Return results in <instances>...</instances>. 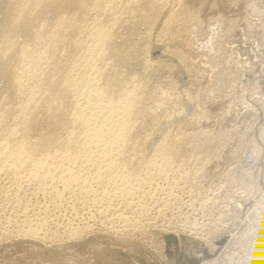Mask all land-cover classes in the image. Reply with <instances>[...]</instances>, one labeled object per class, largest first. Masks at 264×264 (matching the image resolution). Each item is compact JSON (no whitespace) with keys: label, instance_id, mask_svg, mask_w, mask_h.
<instances>
[{"label":"rangeland","instance_id":"rangeland-1","mask_svg":"<svg viewBox=\"0 0 264 264\" xmlns=\"http://www.w3.org/2000/svg\"><path fill=\"white\" fill-rule=\"evenodd\" d=\"M43 1L0 0L13 57L0 70V264H264V0ZM101 23L118 53L104 63L91 53ZM96 65L139 104L128 148L89 141L105 113L85 96ZM70 68L83 80L59 88ZM46 89L61 98L38 108Z\"/></svg>","mask_w":264,"mask_h":264},{"label":"bare ground","instance_id":"bare-ground-1","mask_svg":"<svg viewBox=\"0 0 264 264\" xmlns=\"http://www.w3.org/2000/svg\"><path fill=\"white\" fill-rule=\"evenodd\" d=\"M15 1L16 0H9V2H7V4L8 3H10V4H12V3H15ZM29 1V0H28ZM36 1V0H35ZM38 1V0H37ZM44 1H46V0H44ZM44 1H43V3L41 4V5H43V6H45L46 7V3L47 2H49V3H47V4H51L50 3V0L48 1H46L45 3H44ZM51 1H53V0H51ZM55 1V0H54ZM53 1V2H54ZM64 1H66V0H64ZM72 1V0H71ZM97 1H100V0H97ZM145 1V0H144ZM21 2V1H20ZM24 2V1H23ZM32 2V1H31ZM42 2V1H41ZM58 3L59 1H55V3ZM67 2V1H66ZM96 2V1H95ZM154 2L155 1H153V0H147L143 5H146L147 7H149V8H153L154 6H155V4H154ZM17 3V2H16ZM73 3V2H72ZM20 4V3H19ZM61 4V3H60ZM59 4V5H60ZM85 4V3H84ZM83 4V5H84ZM128 4V3H127ZM14 5H16V4H14ZM26 5V4H25ZM35 5V4H34ZM30 6H31V4H30ZM42 6V7H43ZM61 6V5H60ZM70 6V5H69ZM69 6H67V7H69ZM146 6L144 7V8H146ZM20 7V6H19ZM107 7H108V5H107ZM10 8V7H9ZM15 8V7H14ZM78 8V7H77ZM83 8V10H84V7H82ZM11 9V8H10ZM40 9H42V8H40ZM52 9V8H51ZM56 9V8H55ZM75 9V8H74ZM79 9H80V7H79ZM130 9V8H129ZM147 9V8H146ZM9 10V9H8ZM12 10V9H11ZM50 10V9H49ZM61 10V9H60ZM42 11V10H41ZM55 11V10H54ZM58 11V10H57ZM77 11V10H76ZM139 11V10H138ZM144 11V10H143ZM156 11V10H155ZM12 12V11H11ZM63 12V11H62ZM73 12V11H72ZM83 12V11H82ZM20 13V12H19ZM36 13V12H35ZM45 13V12H44ZM141 13V12H140ZM149 13V12H148ZM16 14V13H15ZM24 14V13H23ZM135 14H137V13H135ZM144 14V13H143ZM174 14V13H173ZM21 15V14H20ZM60 15V14H59ZM78 15V14H77ZM80 15V14H79ZM78 15V16H79ZM105 15V14H104ZM132 15H133V13H132ZM175 15V14H174ZM135 16V15H134ZM17 17V16H16ZM15 17V18H16ZM22 17H24V16H22ZM127 17V16H126ZM133 17V16H132ZM136 17V16H135ZM141 17H142V15H141ZM26 18V17H25ZM19 19V18H18ZM22 19V18H21ZM67 19V18H66ZM130 19V18H129ZM140 19V18H139ZM16 20V19H15ZM23 21L25 20V19H22ZM76 20H77V18H76ZM126 20V19H125ZM135 20V19H134ZM20 21V20H19ZM57 21V20H56ZM78 21V20H77ZM25 22V21H24ZM77 23H79V22H77ZM83 23V22H82ZM129 23V22H128ZM19 24V23H18ZM74 24H75V22H74ZM84 24V23H83ZM102 24V23H101ZM17 25V24H16ZM26 25V24H25ZM103 25H104V23L102 24V25H98V26H96V28L95 29H92L91 31H92V37H94V40H95V42L96 43H93V47H94V51L93 52H91V53H94L95 51H96V58H97V61L98 60H100L101 62H103L102 61V59L104 58V60H105V57L106 56H110V55H114L115 57H117V55H118V53H116L117 51L116 50H113L112 48H111V46H112V43H114V42H112L113 41V39H114V35L112 36V30H110V28H106L105 26L103 27ZM11 26V25H10ZM56 26V25H55ZM77 26V25H76ZM81 26V25H80ZM84 26V25H83ZM82 26V27H83ZM12 27V26H11ZM26 27V26H25ZM29 27H30V25H29ZM75 28V27H74ZM29 29V28H28ZM27 30V29H26ZM67 33V32H66ZM90 34H91V32H90ZM69 35H70V33H69ZM72 35V34H71ZM89 35V34H88ZM91 36V35H90ZM73 38V37H72ZM87 38H88V36H87ZM89 39V38H88ZM91 39H93V38H91ZM80 40V39H79ZM78 40V41H79ZM82 40V39H81ZM86 40V39H85ZM71 41V40H70ZM74 42H75V39L73 40ZM89 42H91V41H89ZM76 43H77V39H76ZM79 43H81V42H79ZM78 44V43H77ZM79 45V44H78ZM85 45H86V43H85ZM81 46V45H80ZM90 46V45H89ZM74 47V46H73ZM77 47V46H76ZM91 48H92V46H90ZM2 49V48H1ZM4 49V48H3ZM89 49V48H88ZM87 49V50H88ZM5 50V49H4ZM9 50V49H8ZM21 50V49H20ZM6 51V50H5ZM0 52V56H1V59L0 60H2L1 62H0V70H2V69H5V68H8L7 66H9L8 64H10V60H12V58H8V55H7V57H6V53L7 52ZM25 51V50H24ZM23 51V52H24ZM89 51V50H88ZM19 52V51H18ZM22 52V54H24ZM30 52V51H29ZM90 52V51H89ZM21 53V52H20ZM20 53H19V55H20ZM28 53V52H27ZM26 53V54H27ZM8 54V53H7ZM25 54V55H26ZM33 54V53H32ZM92 55H94V54H92ZM92 55H91V57H92ZM127 54H125V56H126ZM11 56H12V54H11ZM22 57H23V55H21ZM20 56V57H21ZM26 56H28V54L26 55ZM25 56V58H26V62H27V64H28V66L31 68V70L33 71V73L34 72H38V69L40 70V68L38 67L39 65V63H40V61H39V56H34V55H31V56H29V57H26ZM119 56H120V54H119ZM118 56V57H119ZM128 56V55H127ZM10 57V56H9ZM20 57H17V58H20ZM21 57V58H22ZM121 57H123V59H125V57L124 56H122L121 55ZM28 58V59H27ZM96 58H94V59H96ZM106 58H108V57H106ZM127 58V57H126ZM21 60V59H20ZM107 60V59H106ZM126 60H128V59H126ZM22 61V60H21ZM97 61H96V63H97ZM108 61V60H107ZM110 61V60H109ZM117 61V60H116ZM23 62H25V59H24V61ZM25 62V63H26ZM92 62V61H91ZM95 62V61H94ZM99 62V61H98ZM118 62V61H117ZM116 62V63H117ZM120 62V61H119ZM25 63H23L24 65H25ZM90 63V62H89ZM104 63V62H103ZM130 63V62H129ZM80 64V63H79ZM78 64V65H79ZM87 64V63H86ZM127 64V63H126ZM104 65V64H103ZM112 65V64H111ZM115 65V64H114ZM128 65H130V64H128ZM99 67V65H96V67ZM100 66H102V64L100 65ZM26 67V66H25ZM74 67H76V66H74ZM73 67V68H74ZM94 67H95V65H94ZM94 67H92V68H94ZM106 67V66H105ZM112 67H113V65H112ZM128 67V66H127ZM91 68V69H92ZM107 68V67H106ZM129 68V67H128ZM25 69H27V68H25ZM75 69V68H74ZM74 69H72L71 70V68H70V72L69 73H71V75L69 76V78L70 79H66V80H61L60 81V84L58 83V87L59 88H69L70 89V87H72L74 84H75V87H77L76 85H78V84H76L75 82L77 81L78 83L80 82V80L82 79L81 78V76H79L78 74L76 75L75 74V77H74V73L75 72H73L74 71ZM79 69V68H78ZM98 69V71H97V77H96V80H97V83L95 84V83H88V87H87V89H86V93H85V96H86V101H87V104H88V107L90 108V115L92 116V115H95V113L96 114H98L97 112H103L104 113V111H105V113L103 114V117H102V119L100 120L99 119V121H100V123L98 124V122H97V125H95L96 123H93V121L91 122V123H93L92 124V128H90L89 130H90V133H88V135L90 134V137L89 138H91V139H89V141L92 143L93 141L95 142V143H93V145L95 146V149L97 148L96 146L97 145H100L101 144V142H103V144H104V142H108V143H105V144H107L108 145V147H109V145L110 146H113V148L115 149V147H114V145H116L117 147L119 146V145H125V147L127 146L126 144L128 143L127 141H129V140H127V138H126V136L128 135V134H126V133H129L130 132V127L131 126H133V124L131 125L130 123H131V121L133 120V117H135V116H133V115H135V113L136 112H134V107L136 106L135 104H138V103H135V100L133 99L134 98V96L133 97H131L132 96V92L130 91V90H128L127 91V93H126V95L128 96V94L129 95H131L130 97L128 96H126V95H123V96H121V95H118L117 93H116V91H115V87L118 85L117 83H116V81H119V78H114V77H112V79H118V80H116V81H114V80H112V79H109V77L111 78V76H109L108 74L106 75V72H104L105 71V69H103L102 68V70L100 71V67L99 68H97ZM29 70V69H28ZM31 70H29V72L31 71ZM107 70V69H106ZM49 71V70H48ZM92 71H94V69L92 70ZM96 71V70H95ZM2 72V71H1ZM28 71H27V73H29ZM45 72V71H44ZM77 72V71H76ZM3 73V72H2ZM31 73V72H30ZM33 73H31V74H33ZM39 73V72H38ZM48 73V72H47ZM78 73V72H77ZM81 73V72H80ZM35 74V73H34ZM40 74V73H39ZM10 75V74H9ZM11 75H13V74H11ZM2 76V75H1ZM14 77H13V85L15 86V87H18V88H21L22 89V83H21V81L19 80V78L16 76V75H13ZM49 76V75H48ZM91 76V75H90ZM102 77V78H105V80L103 81L102 80V82H100V81H98V80H100L101 78L100 77ZM107 76H109L108 78H106ZM85 77V76H84ZM98 77L100 78V79H98ZM53 78V77H52ZM90 78V77H89ZM94 78V77H93ZM92 78V79H93ZM88 79V78H87ZM91 79V80H92ZM132 79V78H131ZM12 80V79H11ZM47 80V79H46ZM50 80H53V79H50ZM83 80V79H82ZM85 80V79H84ZM131 81V80H130ZM48 82V81H47ZM55 82V81H54ZM93 82H95V81H93ZM120 82V81H119ZM56 83V82H55ZM127 83V82H126ZM10 84V83H9ZM48 84H50V83H48ZM53 84V83H52ZM81 84V83H80ZM51 85V84H50ZM54 86L55 85H57V84H53ZM85 85V84H84ZM52 86V85H51ZM129 86V85H128ZM41 87V86H40ZM35 88V87H34ZM55 88H57V87H55ZM58 88V89H59ZM118 88V87H117ZM128 88V87H127ZM20 89V90H21ZM33 89V88H32ZM72 89V88H71ZM126 89V88H125ZM130 89V88H129ZM132 89V88H131ZM19 90V89H18ZM59 90H62V89H59ZM16 91V90H15ZM49 90H45V92L43 91L42 93H44L43 95H42V97L40 98L39 97V101L38 100H34V103L38 106V108L39 107H41V106H43V105H48V104H54L55 106H56V102H57V99H56V97L58 98V96H52V94L50 95V93L48 92ZM52 91V90H51ZM63 91V90H62ZM81 91H83V90H81ZM18 92H21V91H18ZM24 92V91H23ZM38 92V91H37ZM66 92H68V91H66ZM125 92V91H124ZM131 92V93H130ZM41 93V92H40ZM41 93V94H42ZM53 93H55L54 91H53ZM121 93H122V91H121ZM64 94V93H63ZM69 94V93H68ZM123 94V93H122ZM125 94V93H124ZM60 95H61V93H60ZM152 95V94H151ZM52 96V97H51ZM62 96H65V95H62ZM70 96H71V94H70ZM121 96V97H120ZM137 96V95H136ZM29 97V96H28ZM27 97V98H28ZM32 97V96H31ZM53 97H55V98H53ZM68 97V96H67ZM59 98H61V96L59 97ZM58 98V99H59ZM73 98V97H72ZM71 99V98H70ZM137 99V98H136ZM141 99V98H140ZM30 100H31V98H30ZM143 100V99H142ZM157 100V99H156ZM155 100V101H156ZM35 101H38L37 103L35 102ZM137 101H139V100H137ZM146 101V100H145ZM151 101V100H150ZM25 102V101H24ZM28 102L29 101H27V102H25L26 104H28ZM58 102H60L61 103V100H59ZM24 103V104H25ZM30 103H32V102H30ZM84 103V102H83ZM141 103V102H140ZM147 103V102H146ZM79 104V103H78ZM32 105L33 104H31V106L28 104V107L30 106V107H32ZM51 105V106H52ZM73 105V104H72ZM75 105V104H74ZM135 105V106H134ZM139 105V104H138ZM144 105V104H143ZM142 105V106H143ZM147 105V104H146ZM145 105V106H146ZM23 106H26V105H23ZM37 106H35L36 108H37ZM85 106H87V105H85ZM158 106V105H157ZM27 107V106H26ZM47 107V106H46ZM150 107V106H149ZM153 106H151V108H152ZM19 108H20V106H19ZM37 108V109H38ZM88 108V109H89ZM138 108V107H137ZM137 108L135 109V110H137ZM26 109V108H25ZM35 109V108H34ZM34 109H29V111L31 110L32 111V113H34L35 112V110ZM47 109V108H46ZM69 109V108H68ZM76 109V108H75ZM95 109H97V110H95ZM140 109V108H139ZM138 109V110H139ZM145 109V108H144ZM27 110V109H26ZM25 110V111H26ZM33 110H34V112H33ZM137 110V111H138ZM149 110V109H148ZM24 111V110H23ZM24 111V112H25ZM29 111H27V112H29ZM31 111H30V114H31ZM78 111V110H77ZM89 111V110H88ZM140 111V110H139ZM153 111V110H152ZM66 112V111H65ZM76 112V111H75ZM146 112V111H145ZM26 113V112H25ZM40 113V112H39ZM88 113L89 112H87V115H88ZM109 113V114H108ZM134 113V114H133ZM23 114V113H22ZM27 114V113H26ZM26 114H24V115H26ZM56 114V113H55ZM77 114L78 113H76L74 116H76L77 117V119L75 118V120H73L72 121V125L73 124H75V125H78L77 127H80V126H84V125H88V123H90V122H88L87 123V121H86V123L87 124H84V125H80L79 126V123L81 122L80 120H81V117H79V116H77ZM137 114H138V112H137ZM136 114V115H137ZM147 114V113H146ZM149 114V113H148ZM23 115V116H24ZM34 115V114H33ZM81 115V114H80ZM86 115V116H87ZM99 115V114H98ZM143 115V114H142ZM150 115V114H149ZM22 116V115H21ZM22 116V117H23ZM28 116H29V113H28ZM31 116H32V114H31ZM89 116V115H88ZM85 117L84 118V120L85 119H89V117ZM138 116V115H137ZM26 117V116H25ZM84 117V116H83ZM97 117V116H96ZM99 117V116H98ZM97 117V118H98ZM100 117V118H101ZM151 117V116H150ZM79 118H80V120H79ZM96 118V119H97ZM137 118V117H136ZM145 118H147V117H145ZM149 118V117H148ZM27 119H29V118H27ZM30 119H31V117H30ZM29 119V120H30ZM83 119V118H82ZM93 119V118H92ZM95 119V118H94ZM138 119V118H137ZM150 119V118H149ZM24 120L26 121V119L24 118ZM29 120H28V122H29ZM69 120H70V118H69ZM91 120V119H90ZM22 121H23V119H22ZM24 121V122H25ZM138 121V120H137ZM31 122V121H30ZM84 121H82L81 123H83ZM95 122V121H94ZM135 122V121H134ZM141 122V121H140ZM20 123V122H19ZM21 123H23V122H21ZM85 123V122H84ZM133 123V122H132ZM136 123V122H135ZM139 123V122H138ZM25 124H27V122L25 123ZM70 124V125H71ZM30 125V124H29ZM62 125H63V122H62ZM75 125H73V126H75ZM90 125V124H89ZM88 125V126H89ZM136 125V124H135ZM4 126V125H3ZM20 126V125H19ZM18 126V127H19ZM26 126V125H25ZM61 126V125H60ZM137 126V125H136ZM13 128V129H15L16 131H17V129L19 130H23V129H21V127H24V125H22L21 127H19V128ZM54 127V126H53ZM64 127V126H63ZM3 128V127H2ZM1 128V129H2ZM61 128V127H60ZM81 128V127H80ZM88 128V127H87ZM142 128V127H141ZM79 129V128H78ZM84 129H85V126H84ZM129 129V132H126L127 130ZM6 130V129H5ZM9 130V129H8ZM12 129L10 128V130L9 131H11ZM19 130V131H20ZM72 130H75V128H73ZM88 130V131H89ZM133 130H135V129H132L131 131H133ZM9 131H8V133H9ZM24 131V130H23ZM23 131H21L22 133H23ZM78 131V130H77ZM83 131V130H82ZM21 132H19L20 134H21ZM53 132V131H52ZM73 132V131H72ZM76 131H74V133H75ZM81 132V131H80ZM83 132H85V131H83ZM12 133H13V131H12ZM11 133V135L9 136V141H8V139L6 140L7 141V143L8 144H10V143H14V142H17L18 141V143L19 142H22V141H20V140H18V138L15 136L17 133H13L12 134ZM18 133V134H19ZM63 133V132H62ZM66 133V132H65ZM68 133V132H67ZM133 133V132H132ZM132 133L131 134H129V135H132ZM135 133V132H134ZM4 134H6V136H7V133H3V135ZM10 134V133H9ZM15 134V135H14ZM23 135V134H22ZM54 135V134H53ZM70 135H71V133H70ZM72 135H73V133H72ZM71 135V136H72ZM5 136V137H6ZM18 136V135H17ZM20 136V135H19ZM56 136V135H55ZM70 136V137H71ZM134 136V135H133ZM1 137V136H0ZM3 137V136H2ZM23 137V136H22ZM21 137V138H22ZM50 137V136H49ZM73 137L74 136H72V140H73ZM76 137V136H75ZM88 137V136H87ZM24 138H26V137H24ZM24 138H23V141H25L24 140ZM81 138V137H80ZM79 138V139H80ZM5 139V138H4ZM17 139V140H16ZM20 139V138H19ZM54 139H55V137H54ZM68 139H70V138H68ZM75 139V138H74ZM132 139V138H131ZM133 139H134V137H133ZM132 139V140H133ZM50 140V139H49ZM71 140V139H70ZM91 140H93V141H91ZM132 140H130V142L133 144L134 143V141H132ZM180 140V139H179ZM75 141V140H74ZM74 141H73V143H74ZM78 141V140H77ZM76 141V142H77ZM136 141V140H135ZM143 141V140H142ZM26 142V141H25ZM56 142V141H55ZM72 142V141H71ZM84 142V141H83ZM45 143V142H44ZM67 143H69V142H67ZM80 143V142H79ZM162 143V142H161ZM7 144V145H8ZM15 144V143H14ZM17 144V143H16ZM21 144V143H20ZM61 144H64V143H61ZM129 144V143H128ZM2 145V144H1ZM3 145H4V143H3ZM5 145H6V143H5ZM42 145V144H41ZM92 145V144H91ZM92 145V146H93ZM16 146V145H15ZM18 146V145H17ZM24 146V145H23ZM77 146V145H76ZM75 146V144H74V147H76ZM85 146V145H84ZM123 146H122V148H123ZM128 146H130V145H128ZM128 146H127V148H128ZM142 146V145H141ZM162 146V145H161ZM160 146V147H161ZM10 147V146H9ZM27 147V146H26ZM66 147V146H65ZM69 147V146H68ZM80 147V146H79ZM103 147H106V145L105 146H103ZM116 147V148H117ZM133 147V146H132ZM132 147H131V149H132ZM13 148V147H12ZM20 148V147H19ZM22 148V147H21ZM55 148V147H54ZM107 148V147H106ZM163 148V147H162ZM165 148V147H164ZM6 149V148H5ZM27 149V148H26ZM111 149H112V147H111ZM110 149V150H111ZM120 149V148H119ZM54 150V149H53ZM161 150V149H160ZM73 151V150H72ZM119 151V150H118ZM19 152V151H18ZM136 152V151H135ZM95 153V152H94ZM12 154V153H11ZM10 154V155H11ZM14 154V153H13ZM21 154V153H20ZM30 154V153H29ZM119 154V153H118ZM122 154V153H121ZM119 155V157L122 159V155ZM78 155V154H77ZM123 155H126L124 152H123ZM11 156H13V155H11ZM17 156V155H16ZM93 156V155H92ZM117 157H118V155H116ZM131 156V155H130ZM135 156V155H134ZM133 156V157H134ZM20 157H21V155H20ZM25 157V156H24ZM28 157V156H27ZM30 157V156H29ZM107 157V156H106ZM116 157V158H117ZM126 157V158H125ZM123 156V159H122V161L124 160L125 162H127V164H125L126 166L129 164V166H130V163L132 164V162L130 161V160H133V162H134V159L136 158H133V159H130L129 160V158L127 157V155L126 156ZM78 158V157H77ZM76 157L74 158V159H77ZM100 158V157H99ZM131 158V157H130ZM9 159V158H8ZM19 159V158H18ZM28 159V158H27ZM31 158H29V160H30ZM48 159V158H47ZM26 160V159H25ZM25 160H24V162H25ZM80 160V159H79ZM116 160V159H115ZM21 161V160H20ZM19 161V162H20ZM22 161H23V159H22ZM33 161V160H32ZM40 161V160H39ZM72 161H73V157H72ZM81 161V160H80ZM119 161V160H118ZM30 162V161H29ZM98 162V161H97ZM99 162H101V161H99ZM99 162H98V164H99ZM109 162V161H108ZM120 162H121V160H120ZM125 162H123V164L125 163ZM140 162H141V160H140ZM22 163V162H21ZM26 163V162H25ZM102 163V162H101ZM135 163V162H134ZM139 163V162H138ZM138 163H135L134 165L135 166H138L139 164ZM9 164V163H8ZM23 164V163H22ZM75 164H76V162H75ZM138 164V165H137ZM108 165V164H107ZM132 166H133V164H132ZM78 167V166H77ZM133 168V167H132ZM100 169V168H99ZM70 169H68V171H69ZM130 170V169H129ZM132 170V169H131ZM71 171V170H70ZM108 171V170H107ZM126 171V170H125ZM70 173V172H69ZM69 173H68V175H69ZM72 173V172H71ZM107 173V172H106ZM109 173V172H108ZM107 173V174H108ZM123 174V173H122ZM71 175H73V173L71 174ZM74 175H76V174H74ZM99 175V174H98ZM93 176V175H92ZM100 176H102V175H100ZM99 176V177H100ZM104 176V175H103ZM106 176V175H105ZM108 176V175H107ZM109 176H110V174H109ZM108 176V177H109ZM27 177V176H26ZM68 177V176H67ZM72 177V176H71ZM70 177V178H71ZM124 177V176H123ZM129 177V176H128ZM69 178V179H70ZM74 176H73V178L72 179H70V180H74ZM77 178V177H76ZM101 178V177H100ZM99 178V179H100ZM106 178V177H105ZM52 179V178H51ZM67 179V178H66ZM76 180V179H75ZM65 181V180H64ZM69 181V180H68ZM126 181V180H125ZM62 182V181H61ZM66 182H67V180H66ZM70 182V181H69ZM72 183H74V181L72 182ZM126 183V182H125ZM128 184V183H127ZM126 184V185H127ZM50 185V184H49ZM68 185V184H67ZM70 185H71V183H70ZM70 185H68L69 187H70ZM97 185V184H96ZM65 187V186H64ZM123 188V187H122ZM121 189V188H120ZM128 189V188H127ZM126 189V190H127ZM133 190V189H132ZM98 191V190H97ZM106 191V190H105ZM62 192V191H61ZM125 192V191H124ZM123 193V192H122ZM128 193V192H127ZM129 193H131V192H129ZM59 195V194H58ZM62 196V195H61ZM129 197V196H128ZM130 207V206H129ZM26 212V211H25ZM159 212V211H158ZM100 214V213H99ZM45 215V214H44ZM123 216V215H122ZM26 219V218H25ZM29 223H31V222H29ZM33 223V222H32ZM30 226V225H29Z\"/></svg>","mask_w":264,"mask_h":264}]
</instances>
